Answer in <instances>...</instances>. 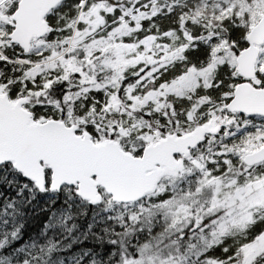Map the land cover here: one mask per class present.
<instances>
[{"label": "snow or ice", "instance_id": "obj_1", "mask_svg": "<svg viewBox=\"0 0 264 264\" xmlns=\"http://www.w3.org/2000/svg\"><path fill=\"white\" fill-rule=\"evenodd\" d=\"M0 264H264V0H0Z\"/></svg>", "mask_w": 264, "mask_h": 264}]
</instances>
